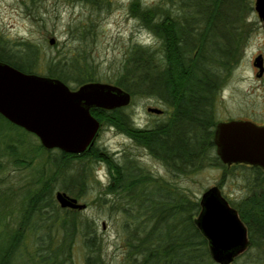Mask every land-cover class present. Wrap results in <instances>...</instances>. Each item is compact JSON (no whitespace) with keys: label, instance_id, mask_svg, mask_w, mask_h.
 <instances>
[{"label":"trees","instance_id":"obj_1","mask_svg":"<svg viewBox=\"0 0 264 264\" xmlns=\"http://www.w3.org/2000/svg\"><path fill=\"white\" fill-rule=\"evenodd\" d=\"M83 1L98 7L103 0ZM40 2L23 0L28 13L43 20ZM253 2L131 0V14L160 44L131 45L113 83L131 98H159L169 113L139 126L125 106L92 107L91 112L101 124L116 127L143 146L169 176L127 153L116 160L95 141L80 153L48 149L39 141L21 151L19 146L30 141L27 136L35 134L0 113V171L5 170L6 157L17 168L28 169L17 187L0 190V264H71L77 244L85 264H109L94 220L80 215V209L61 207L54 195L57 189L76 198L85 195L96 160L105 161L112 176L108 196H100V204L120 218L122 264H220L211 257L208 239L196 222L200 198L174 179L210 165L223 168L219 185L234 170L239 169L243 179L244 195L229 201L247 226L249 246L229 264H264V169L224 163L214 142L217 102L249 36ZM91 55L88 48L77 46L45 57L39 43L0 33V60L24 72L60 78L71 88L99 80Z\"/></svg>","mask_w":264,"mask_h":264},{"label":"rangeland","instance_id":"obj_2","mask_svg":"<svg viewBox=\"0 0 264 264\" xmlns=\"http://www.w3.org/2000/svg\"><path fill=\"white\" fill-rule=\"evenodd\" d=\"M141 1L150 4L158 0ZM130 4L131 0H103L97 7L83 0H41L37 4V9L43 16V20H40L28 13L23 0H0V33L12 40L27 38L39 43L45 57L84 46L92 54L91 61L99 75L97 81L113 83L126 61L131 45L140 43L158 47L160 44L159 39L131 14ZM248 20L249 36L238 62L221 90L217 102V118L251 119L264 124V72L258 75L259 67L254 65V58L258 54H262L264 58V27L255 8L248 14ZM50 38H54L53 43H50ZM149 106L160 107L165 112H151L148 110ZM124 108L131 113L134 123L139 126L153 123L166 116L170 110L164 101L145 95L132 96ZM27 138L30 141L20 145L19 150L31 148L37 141L41 143L40 138L35 135H28ZM95 143L116 160H122L123 154L127 153L138 158L140 164L154 172L169 176L168 170L160 161L116 127L102 124ZM40 159L36 158L39 161ZM10 160V157H6L5 170L0 171V190L12 184L17 187L21 182V173H27L28 169H19ZM76 165L81 167L82 163ZM91 165V182L85 195L78 198L80 202L87 204L86 208L80 209V215L94 220L97 232L103 240L107 262L122 264L124 244L119 235L120 218L116 212L107 210L105 203L100 204V196L108 194L112 176L105 161H92ZM222 172V167L210 165L193 176H174V179L177 184L196 193L199 198L207 188L218 185L228 200H239L244 195L240 170L229 172L224 183L219 185ZM58 190L61 189L55 191V197ZM108 202L109 200L106 201ZM71 264H85L80 244L74 247Z\"/></svg>","mask_w":264,"mask_h":264},{"label":"water","instance_id":"obj_3","mask_svg":"<svg viewBox=\"0 0 264 264\" xmlns=\"http://www.w3.org/2000/svg\"><path fill=\"white\" fill-rule=\"evenodd\" d=\"M254 8L264 27V0H255ZM54 38H50V43ZM264 71L263 55L254 58ZM131 94L118 84L87 81L76 88L60 78L28 73L0 60V113L12 123L40 138L48 149L80 153L94 143L101 122L92 107L113 109L127 105ZM148 110L161 113L162 108ZM216 153L224 163H246L264 169V124L251 119L219 120L215 126ZM61 207L84 209L87 204L65 191L56 192ZM196 222L209 242L211 257L229 264L249 246L248 229L237 208L218 185L207 188L200 196Z\"/></svg>","mask_w":264,"mask_h":264},{"label":"flooded vegetation","instance_id":"obj_4","mask_svg":"<svg viewBox=\"0 0 264 264\" xmlns=\"http://www.w3.org/2000/svg\"><path fill=\"white\" fill-rule=\"evenodd\" d=\"M92 39H93V37H92ZM263 64H264V58H263ZM255 65V64H254ZM264 72V71H263ZM258 74V73H257ZM103 108V107H102ZM257 123V122H256ZM102 125V124H101Z\"/></svg>","mask_w":264,"mask_h":264}]
</instances>
